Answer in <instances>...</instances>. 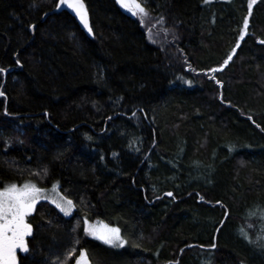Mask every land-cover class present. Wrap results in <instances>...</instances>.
Returning <instances> with one entry per match:
<instances>
[{
    "label": "trees",
    "instance_id": "trees-1",
    "mask_svg": "<svg viewBox=\"0 0 264 264\" xmlns=\"http://www.w3.org/2000/svg\"><path fill=\"white\" fill-rule=\"evenodd\" d=\"M57 2L0 0V187L75 205L37 202L18 264H264V0L243 40L249 0H147L144 25L84 0L91 37Z\"/></svg>",
    "mask_w": 264,
    "mask_h": 264
},
{
    "label": "snow or ice",
    "instance_id": "snow-or-ice-1",
    "mask_svg": "<svg viewBox=\"0 0 264 264\" xmlns=\"http://www.w3.org/2000/svg\"><path fill=\"white\" fill-rule=\"evenodd\" d=\"M147 0H117L123 8L131 11L132 15L139 16L141 24H144L145 18L149 15V10L145 7ZM208 2V0H205ZM256 3V0H249L248 3V16L243 20V28L241 30L240 39L243 40L246 31L249 27V18L252 14V7ZM70 9L75 17L79 19L80 23L89 33L92 32V28L89 20V13L84 0H59L56 4L57 9L65 7ZM264 44V40L259 41ZM239 47V44L237 45ZM236 49H233V53ZM232 55H229L225 59L224 64H228L232 60ZM19 63V61H17ZM7 70L0 68V73H5ZM211 72H216L217 69H210ZM214 78V77H213ZM190 84L191 81H188ZM219 83V81H217ZM4 95L0 91V96ZM133 116L136 114L133 113ZM248 119H252L251 116ZM260 127L259 124L256 125ZM264 131V129H261ZM91 139V137H89ZM47 172V169H44ZM57 185H53L55 190ZM168 196H172V193H167ZM41 199H48L46 190L38 187L34 182H25L22 185L17 183H10L0 188V264H18L17 249L21 252L27 253L30 249L28 247L27 237L32 235V225L27 222L26 218L34 211L37 202ZM203 200V197H200ZM61 202L53 199L51 202L56 205L66 216L71 214L72 209L75 207L73 201L66 197H60ZM85 233L93 235L96 239L103 241L106 244L112 246H123L126 241L122 239L120 234V228L108 227L105 225L103 231H98L92 228L85 221ZM219 231V229H218ZM241 235L244 236L249 243L253 241L248 234L241 229ZM264 246V245H262ZM212 248L216 245L212 244ZM183 251V250H181ZM76 264H91L89 259V252L87 249H83L79 253V258L76 259ZM172 264H178L172 262Z\"/></svg>",
    "mask_w": 264,
    "mask_h": 264
},
{
    "label": "rangeland",
    "instance_id": "rangeland-1",
    "mask_svg": "<svg viewBox=\"0 0 264 264\" xmlns=\"http://www.w3.org/2000/svg\"><path fill=\"white\" fill-rule=\"evenodd\" d=\"M130 13H131V11H130ZM132 14V13H131ZM144 23H146V19H145V21H144ZM144 25V24H143ZM149 34H150V32H149ZM28 182V181H27ZM25 182H23V183H20V184H18V185H22V184H24ZM53 185H57V184H53ZM53 185H51V186H49V187H41V188H43V189H45L46 190V195L48 196V199H41V200H45V201H47V202H50L52 205H54L55 207H56V205L54 204V203H52L51 201L53 200V199H55V200H57V202H61L60 201V197H66L65 195H63L62 193H60V191H59V189H58V185H57V187H56V189L54 190L53 189ZM6 186V185H5ZM2 187H4V186H1L0 188H2ZM39 187V186H38ZM67 199H69L68 197H66ZM57 208V207H56ZM59 211H60V209L59 208H57ZM74 209V208H73ZM73 209H72V211H71V213L73 212ZM61 212V211H60ZM62 214H64L63 212H61ZM65 215V214H64ZM261 218H264V216L263 217H259L258 219H260L261 220ZM87 221V224L88 225H90L92 228H94V229H96V230H98V231H103L104 230V227H105V225H107L108 227H110V228H112V227H115V226H111V225H108V224H106L105 222H103V221H101V220H99V219H96V220H92V221H89V220H86ZM247 224H249V228L251 229V228H253V230L254 229H257V230H259V226H258V224L256 223V224H252V223H247ZM85 223H84V229H85ZM264 228V226L261 228V229H263ZM246 229V228H245ZM247 230V229H246ZM264 232V231H263ZM238 233H239V235H241V229H238ZM87 236H89V237H91V238H94V239H96L93 235H89V234H86ZM122 237V236H121ZM122 239H124L123 237H122ZM98 240V239H97ZM99 241H101V240H99ZM101 242H103V241H101ZM104 243V242H103ZM106 244V243H105ZM126 244V243H125ZM125 244L123 245V246H112V245H109V244H106V245H109V246H111V247H114V248H117V249H121L122 247H124L125 246ZM263 245H264V241H263ZM263 248H264V246H263ZM79 258V257H78Z\"/></svg>",
    "mask_w": 264,
    "mask_h": 264
},
{
    "label": "water",
    "instance_id": "water-1",
    "mask_svg": "<svg viewBox=\"0 0 264 264\" xmlns=\"http://www.w3.org/2000/svg\"><path fill=\"white\" fill-rule=\"evenodd\" d=\"M114 1H115V3L119 6V8H120L124 13L129 14L130 11L126 10V9L123 8L120 4H118V3H117V0H114ZM58 2H59V0H58ZM58 2H57V3H58ZM84 3H85V2H84ZM85 5H86V3H85ZM86 7H87V6H86ZM87 10H88V9H87ZM56 11H58V12H60V11H66L67 13H69V14H70V15L76 20L78 26L82 29V31H83L88 37H91V36H92V32L89 33V32L87 31V29H85V28L83 27V25L80 23L79 19L75 17V14H74L70 9H66V6H65V7H62L61 9H57V8H55V9L53 10V12H56ZM88 13H89V12H88ZM89 20H90V17H89ZM90 25H91V23H90ZM33 29H34V25L31 26L30 31L32 32ZM6 70H7V71H10V70H12V67H8V68H6ZM7 71H6V72H7ZM6 72H5L4 74H6ZM169 192H171V191L165 192L164 195L168 196L167 193H169ZM171 193H172V192H171ZM168 197H171V196H168ZM90 261H91V260H90ZM91 264H92V262H91Z\"/></svg>",
    "mask_w": 264,
    "mask_h": 264
},
{
    "label": "flooded vegetation",
    "instance_id": "flooded-vegetation-1",
    "mask_svg": "<svg viewBox=\"0 0 264 264\" xmlns=\"http://www.w3.org/2000/svg\"><path fill=\"white\" fill-rule=\"evenodd\" d=\"M27 239V238H26ZM22 252L19 250V249H17V257L19 258V255L21 254Z\"/></svg>",
    "mask_w": 264,
    "mask_h": 264
}]
</instances>
